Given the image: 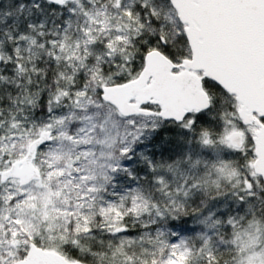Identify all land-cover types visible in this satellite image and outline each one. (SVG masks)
I'll return each mask as SVG.
<instances>
[{"label":"snow or ice","instance_id":"snow-or-ice-1","mask_svg":"<svg viewBox=\"0 0 264 264\" xmlns=\"http://www.w3.org/2000/svg\"><path fill=\"white\" fill-rule=\"evenodd\" d=\"M0 264H264V0H0Z\"/></svg>","mask_w":264,"mask_h":264}]
</instances>
